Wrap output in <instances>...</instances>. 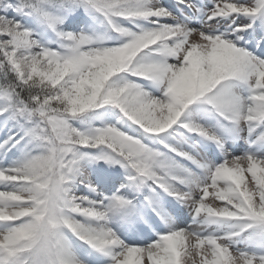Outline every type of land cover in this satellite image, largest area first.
Wrapping results in <instances>:
<instances>
[{
    "label": "snow or ice",
    "instance_id": "snow-or-ice-1",
    "mask_svg": "<svg viewBox=\"0 0 264 264\" xmlns=\"http://www.w3.org/2000/svg\"><path fill=\"white\" fill-rule=\"evenodd\" d=\"M177 3L0 0V264H264V0Z\"/></svg>",
    "mask_w": 264,
    "mask_h": 264
},
{
    "label": "rangeland",
    "instance_id": "rangeland-1",
    "mask_svg": "<svg viewBox=\"0 0 264 264\" xmlns=\"http://www.w3.org/2000/svg\"><path fill=\"white\" fill-rule=\"evenodd\" d=\"M164 1H165V0H162V3H163V4H164ZM191 2H192V3H195V4H197V5H200L202 2H203V3H207V0H191ZM166 3H167V4H172V5H174V7H175V3H173L171 0H169V1L167 0ZM164 5H165V4H164ZM179 5H182V6L185 7V5H183V4H179ZM179 5H178V6H179ZM165 6H167V5H165ZM189 11L191 12V10H189ZM176 14H179V13L176 12ZM184 14L187 15V13H184ZM240 19H242V20H244V21H247V20H248L247 17H242V18H240ZM192 22H193V24H195V23H196V20L194 19ZM257 23H259V22L257 21ZM101 30H102V29H101ZM145 84H147V83H145ZM122 125H124V122H123V124L121 123V126H122ZM124 126L126 127V124H125ZM123 130L127 131L128 129H127V127H126V129H123ZM5 131H6V130H4V131H0V136H3V135L5 134ZM13 159H15V157H13ZM93 182L96 183V179H95V178H93ZM97 188H98V190L103 191V188H101L100 186H98V184H97ZM104 192H105V194H109L107 191H104ZM76 193H77L78 195H80V194H87V191H86V189H82L81 186H78L77 189H76ZM129 198H131V197H129ZM167 199H168V200H171L172 198H171V197H167ZM181 207H182V206H181ZM185 216H186V219H185L184 223H186V224L191 223V222H192V219H191V216L187 214V210L185 211ZM112 226H113L114 228H116V230L118 231V233H121V238H125V237H127V239H128L129 241H136V242H138L139 240L143 239V237H137V236H134L133 233H132L131 231L127 230V229L125 228V226H123V224H122L121 221H120L119 214H114V215H113V217H112ZM70 240H71L72 249H73V252H74L75 256H76L78 259L84 261L85 264H87V261L85 260V254H86V253H91L92 251H86V252H83V251H84V248H82V247H85V246H84L83 244H81L82 247H81V246H80V247L77 246V247L79 248L80 252L82 253V257H81V254H79V256H77V255H76V252H77V251H76V248H75V245H77V244L74 243V241H73V239H72L71 237H70ZM104 259L107 260V257H105Z\"/></svg>",
    "mask_w": 264,
    "mask_h": 264
},
{
    "label": "trees",
    "instance_id": "trees-1",
    "mask_svg": "<svg viewBox=\"0 0 264 264\" xmlns=\"http://www.w3.org/2000/svg\"><path fill=\"white\" fill-rule=\"evenodd\" d=\"M92 112H94V111H92ZM92 112L86 113L85 115L80 116V117L74 119V120L72 121L73 125H74V126H76V125L79 126V128H80L81 130H85V129L89 128V127H94V126L86 125V124H87V117H88Z\"/></svg>",
    "mask_w": 264,
    "mask_h": 264
}]
</instances>
